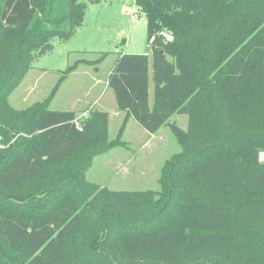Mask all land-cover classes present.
<instances>
[{
	"label": "trees",
	"instance_id": "obj_1",
	"mask_svg": "<svg viewBox=\"0 0 264 264\" xmlns=\"http://www.w3.org/2000/svg\"><path fill=\"white\" fill-rule=\"evenodd\" d=\"M132 4L146 18L154 99L150 57L120 55L108 88L124 118L108 140L107 113L90 111L79 130L80 113L50 104L80 66L97 69L110 53L70 65L44 102L9 103L52 41L84 26L88 5L0 0V264H264V0ZM175 114L189 117L187 130ZM130 119L150 135L169 127L181 148L158 192L112 191L86 177L89 151L127 147ZM72 214L38 253L33 232Z\"/></svg>",
	"mask_w": 264,
	"mask_h": 264
},
{
	"label": "rangeland",
	"instance_id": "obj_2",
	"mask_svg": "<svg viewBox=\"0 0 264 264\" xmlns=\"http://www.w3.org/2000/svg\"><path fill=\"white\" fill-rule=\"evenodd\" d=\"M79 1L88 5L84 26L70 40L52 41L54 50L33 64L19 87L10 94L9 103L12 108L24 110L44 102L49 98L62 72L70 65L81 59L94 61L102 53H110L97 69L82 65L72 73L53 98L50 109L107 113L108 140H114L123 123L124 113L117 108L115 94L108 88V78L123 53L150 57V103L153 104V51L148 40L146 18L140 14L138 19L131 20L130 13L136 11L132 4L135 0ZM172 122H176L183 130H187L190 124L186 114H175ZM123 141L127 143V147L97 155L95 154L101 150L89 151L90 155L94 154L91 167L87 171V179L112 191L158 192L166 164L181 152L169 127H163L155 135H150L135 120L130 119ZM2 142L0 136V144ZM85 157L86 153H82L81 158ZM261 159L264 161V152ZM196 190L198 193L206 192L203 187ZM73 217V214L57 215L46 229L33 232L38 253L50 241L56 240L60 233L65 232V225L71 224ZM4 250L7 252L5 247Z\"/></svg>",
	"mask_w": 264,
	"mask_h": 264
},
{
	"label": "built area",
	"instance_id": "obj_3",
	"mask_svg": "<svg viewBox=\"0 0 264 264\" xmlns=\"http://www.w3.org/2000/svg\"><path fill=\"white\" fill-rule=\"evenodd\" d=\"M130 17H131V20L134 21L136 19H138L140 17L139 15V12L136 10V11H132L130 13ZM159 36L163 37L164 39H166L167 41H173V36L170 35V33L166 32V31H162L159 33ZM90 117V114L88 111L86 112H82L80 113L76 118H75V125L76 127L79 129V130H82L83 129V126L85 124V122L89 119Z\"/></svg>",
	"mask_w": 264,
	"mask_h": 264
},
{
	"label": "crops",
	"instance_id": "obj_4",
	"mask_svg": "<svg viewBox=\"0 0 264 264\" xmlns=\"http://www.w3.org/2000/svg\"><path fill=\"white\" fill-rule=\"evenodd\" d=\"M129 3V2H128ZM130 4V3H129Z\"/></svg>",
	"mask_w": 264,
	"mask_h": 264
}]
</instances>
